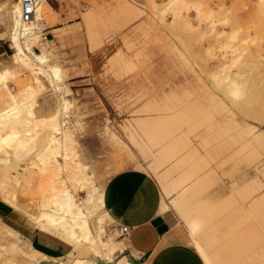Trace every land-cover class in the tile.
Returning <instances> with one entry per match:
<instances>
[{"label": "rangeland", "instance_id": "1", "mask_svg": "<svg viewBox=\"0 0 264 264\" xmlns=\"http://www.w3.org/2000/svg\"><path fill=\"white\" fill-rule=\"evenodd\" d=\"M167 1L50 0L51 7L41 16L42 42L33 50L50 54L46 68L60 67L59 76L52 79L45 70L34 72L12 63L14 48L9 39L8 8L16 2L22 6L23 0H0V51L5 52L0 53V60L10 66L9 74L0 72V186L14 188L24 212L39 215L42 202L50 197L46 192L50 184L58 188L69 186L75 192L66 180L68 170L82 168L91 180L88 204L97 208L91 217L94 232H99L97 218L103 216L104 236L121 241L111 252L100 255L88 244L74 240L68 229L46 222L44 228L38 227L42 236L59 238L72 247L66 256L57 257L36 248L16 225L19 232L16 245L26 250L32 245L36 256L22 253L18 248L14 250L8 242L15 238L10 237L11 241L5 240L9 246L3 248L0 264H32L33 260L36 264H76L78 258H85L84 264H109L122 259L130 242L120 237L117 223L105 214L108 210L99 208V198L107 180L127 169L151 174L178 215L177 230L181 237L176 243L180 251L171 257L172 262L207 264L197 248L196 235L183 216L178 192L168 194L162 182L161 175L171 162L157 160L158 148H151L149 136L140 126L154 109L163 112L161 120L168 119V113L178 117L182 136L187 129L190 131V146L179 158L191 153L199 174L208 177L205 198L211 201L219 191L226 202L238 192L241 195L237 196L236 204L232 203L233 209L242 211L238 216L241 222L248 220L245 210L250 204L248 200L258 197L244 195L249 191L247 185L251 179L262 175L261 156L257 152L250 154L243 147L247 143L248 127L264 125V81L261 84L259 77L262 75L264 79V68L260 73L257 71L254 88L246 99L234 105L226 102L218 105L211 80L216 59L208 58L207 44L196 33L172 26L169 17L165 22L161 20ZM204 1L212 8L223 5L230 9L233 21L249 40L250 60L260 63L264 58V12H259L262 10L259 0ZM207 114L209 120L204 124ZM17 120L21 121L18 126ZM65 133L72 136L68 156L61 145ZM24 137L27 143L25 139L21 142L20 138ZM256 143L260 145L259 141ZM61 165L68 170L59 171ZM181 172L179 169L173 176L179 179ZM76 192L82 200L86 198L85 191L76 189ZM0 201L5 202L1 196ZM193 201L201 203L202 195L197 194ZM25 214L21 216L29 228L37 229L36 223ZM2 225L7 226L0 218ZM240 231L226 227L210 229L200 239L206 242L207 238H216L222 244Z\"/></svg>", "mask_w": 264, "mask_h": 264}, {"label": "bare ground", "instance_id": "2", "mask_svg": "<svg viewBox=\"0 0 264 264\" xmlns=\"http://www.w3.org/2000/svg\"><path fill=\"white\" fill-rule=\"evenodd\" d=\"M45 1L46 0H44L38 7L36 23L33 26H25L23 24L22 6L20 2L9 4V39L11 40L14 48V54L11 56V61L13 64H22L34 72L45 70L51 75L52 79H54L59 76L60 67L52 64L53 66L46 68L45 65L49 61L50 54L48 55L45 52L40 54L34 52L33 50L35 45L42 42L39 32L40 27L42 26L41 16L43 14V4ZM259 5L263 11L259 9ZM259 5V12H264V0H259ZM163 6L164 9L162 11V15L160 16L161 20L165 22L169 17L172 26H182L189 32L196 33L199 40H201V42L205 41L207 44L206 52L208 54V58L216 59L211 79L214 89L216 90V103L219 105L226 102L234 105L239 102L241 103L244 99H246L255 82L257 71L260 73V71L262 72L261 68H264V58L263 60H260V63H258V60L256 63L255 61L250 60L249 46L247 44L249 40L247 41V39L244 38L242 28L238 27L235 24V21H233L235 18L231 16L232 13H230V9H226L223 5L212 8L208 6L204 0H169L164 3ZM38 16H40V18ZM11 66L13 67V65ZM127 66L128 65H126V67ZM0 72L2 74H9L10 72V66L5 60H0ZM259 77L260 83L262 84V80L264 81V79H261L262 75ZM258 85L259 83H257V86ZM255 92L256 91L254 90L251 97H253ZM204 112L205 110L203 113ZM161 115L163 116L162 111L154 109L153 114L143 119L140 126L144 134L149 136L150 145H152L151 148H158L157 160L164 162L178 157L183 152V150L191 142V135H189L191 133L187 129L186 134L183 136L181 135L182 127L180 126V121L178 117H175L172 113H168V119L163 120L160 119ZM208 120L209 118L207 114V119L204 124L207 123ZM17 121H14V123L16 122L17 124L15 125L18 126L21 121ZM11 123L13 124V122ZM20 131L22 130H19L18 132ZM247 132L248 140L243 148L249 151L250 154L257 152L261 156L260 167L262 175L251 179V182L247 185V189L249 191L245 192L244 196L246 198L258 197V199L251 201L247 210L245 209L249 214V222L247 221L246 224L248 225L245 227L247 236L234 238V242L230 246L223 247V251L214 254L217 264H264V125L260 127L250 125ZM0 137L2 136L0 135ZM22 139H25L24 141L27 143L28 140H26L25 137L20 138L21 142H24ZM256 141H259V146ZM61 145L62 148L66 150L65 155L68 156V151L71 149L70 146L72 145V136L70 133H65ZM55 148H57V146ZM22 149L23 148H21V150ZM49 159L51 160L52 157L49 156ZM191 161L193 162V155L188 153L182 157L181 160H179L180 166H185ZM189 165H191V163ZM65 170H68L66 169V166L61 165L59 171ZM196 171H198L196 164H193L189 170H186V181L191 179ZM68 172L66 180L71 182L72 187L75 188V192H73L69 186L67 187L64 185L62 188H58L56 185H51L49 183L50 186L46 192L50 193V197L42 202V210L39 215H35L33 213H28V215L26 210V212H24V208H21L17 200V191L14 188L1 185L0 196L5 202L9 203L14 210L23 214L26 213L25 215L34 221L38 227L44 228L45 223L47 222L52 226L61 227L62 230L68 229L69 235L74 240L82 244H88L90 248L94 249V252L97 251L100 255L104 254L105 251L111 252L121 241H111L104 236L106 233L104 228L106 220L103 216H99L97 218V229H99V232H94L93 230L91 217L97 208L91 207L88 204L89 201L87 200L90 185L89 183L91 182L89 175L85 173L82 168H71ZM203 181L204 180H202V182H196L197 184L194 188L198 189L203 187V184H205ZM76 189H80L81 191H85L87 193L84 200L78 196ZM257 192H261L259 196H257ZM199 193L200 192L198 190V194ZM238 195L241 194L237 192L234 196L233 200L235 202ZM99 200V208L103 209L105 207L103 191L100 194ZM215 205L216 207L214 210L212 209V212L208 211V213L211 214V217L213 216V219L225 213L231 207L229 205ZM241 212L242 211L240 209H235L230 215L229 221L225 220L218 223L216 228H222L223 226L230 224L232 219L237 220ZM105 214L110 216L109 212H105ZM241 225L242 223L239 222L234 224L236 228H242ZM242 231H244V229ZM10 237H13L12 239L15 238L14 241H11L9 239ZM18 237L19 233L17 231L8 227V225L6 227H3L2 225V227H0V247H2L0 254L4 252V247L11 244L10 246L14 250L18 248L22 253L29 254L35 258L36 251L32 245H28L29 250L19 248L16 245V241L19 240ZM5 240L7 242L10 240L11 242H8L9 244H7ZM205 257L208 260V264H213L210 262V257L207 255H205ZM85 261V258H78L76 264H84ZM32 264H36V261L33 260ZM109 264L131 263L128 258L124 256L116 263Z\"/></svg>", "mask_w": 264, "mask_h": 264}, {"label": "crops", "instance_id": "3", "mask_svg": "<svg viewBox=\"0 0 264 264\" xmlns=\"http://www.w3.org/2000/svg\"><path fill=\"white\" fill-rule=\"evenodd\" d=\"M43 5L42 13L45 14L47 9L51 7L50 0H46ZM0 53L1 55L5 54L2 50ZM189 146L190 144L184 150ZM179 156L168 160L171 162V166L162 173V182L168 194L174 191L178 192V201L182 206L183 216L187 220L190 230L194 232L193 235H196L195 242L197 248L207 264L208 260L205 255L210 257L211 263L217 264L214 254L223 251V247L230 246L234 242V238L247 236L245 227L248 225L246 223L247 221L249 222V218L243 222L239 218L237 220L232 219L230 224L223 226L222 228L233 229L236 228L234 226V224H237L235 221H238L242 223L240 230L242 231L244 229V231L242 233L241 231L237 232L232 237L227 238L222 244L216 238H207V241L203 242L200 238L202 235H207L208 230H220L222 228H216L217 224L225 220L229 221L230 215L235 210L233 209L234 206L232 203H237V200L236 202L233 200L236 193L231 195L226 202H223V197L218 191L216 196L211 201H208L204 196L207 195L206 183L209 181L208 177L200 175V169L198 168V171L193 174V177L186 181L185 171L190 169L193 162H189L191 165L180 166L179 160L182 157L179 158ZM179 168L182 169V172L179 179H177L173 174ZM202 180L205 183L203 187L198 189L194 188L197 184L196 182H202ZM198 190L200 192L199 194L202 193V204H196L193 201L197 197ZM248 201L251 203L250 200ZM104 204L106 210H108L116 223L124 224L132 229L128 240L130 247L127 249V255L134 264H174L171 257L180 251L178 250L180 245L176 243L177 238L181 237L180 232L177 230L180 221L176 212L164 199L159 183L151 174L138 169H127L114 174L104 185ZM215 204L217 206L229 205L231 207L225 213L213 219V216L211 217L208 211L212 212L216 207ZM246 213L248 212L246 211ZM22 214L14 210L9 204L0 201V218L15 231H17V225L22 234L25 237L31 238L34 246L40 251L47 255L62 257L66 256L72 249L67 242L59 238L48 239L42 236L37 224V229L29 228L26 223L27 220L21 216ZM197 235L200 237L197 238ZM214 244L216 247L210 248V245ZM127 255L126 257L130 261Z\"/></svg>", "mask_w": 264, "mask_h": 264}, {"label": "built area", "instance_id": "4", "mask_svg": "<svg viewBox=\"0 0 264 264\" xmlns=\"http://www.w3.org/2000/svg\"><path fill=\"white\" fill-rule=\"evenodd\" d=\"M44 0H24L22 4V21L25 26H33L36 23V15L39 5ZM44 39H48V34L44 35ZM120 237L129 240L132 229L124 224H118Z\"/></svg>", "mask_w": 264, "mask_h": 264}]
</instances>
